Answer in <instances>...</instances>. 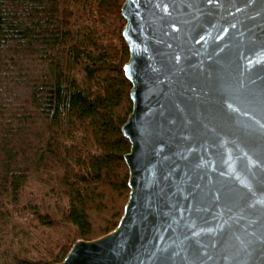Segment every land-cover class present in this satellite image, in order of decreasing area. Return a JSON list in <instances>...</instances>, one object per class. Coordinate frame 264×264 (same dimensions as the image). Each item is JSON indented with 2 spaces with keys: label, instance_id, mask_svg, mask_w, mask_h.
Masks as SVG:
<instances>
[{
  "label": "water",
  "instance_id": "obj_1",
  "mask_svg": "<svg viewBox=\"0 0 264 264\" xmlns=\"http://www.w3.org/2000/svg\"><path fill=\"white\" fill-rule=\"evenodd\" d=\"M117 226L57 264H264V0H124Z\"/></svg>",
  "mask_w": 264,
  "mask_h": 264
},
{
  "label": "trees",
  "instance_id": "obj_2",
  "mask_svg": "<svg viewBox=\"0 0 264 264\" xmlns=\"http://www.w3.org/2000/svg\"><path fill=\"white\" fill-rule=\"evenodd\" d=\"M124 0H0V264H57L127 201Z\"/></svg>",
  "mask_w": 264,
  "mask_h": 264
}]
</instances>
